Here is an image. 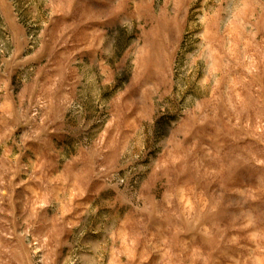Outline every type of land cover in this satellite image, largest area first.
<instances>
[{"label": "rangeland", "instance_id": "374dc122", "mask_svg": "<svg viewBox=\"0 0 264 264\" xmlns=\"http://www.w3.org/2000/svg\"><path fill=\"white\" fill-rule=\"evenodd\" d=\"M0 264H264V0H0Z\"/></svg>", "mask_w": 264, "mask_h": 264}, {"label": "clouds", "instance_id": "9594fccd", "mask_svg": "<svg viewBox=\"0 0 264 264\" xmlns=\"http://www.w3.org/2000/svg\"><path fill=\"white\" fill-rule=\"evenodd\" d=\"M112 81V75L111 73L107 74V78L104 80V84H111ZM94 91L92 93L93 96V101L89 102V107H90V112L94 113L95 112V108L91 107V104H95L96 107H98L101 110V116H103V109H105V107L107 106V97H105L104 99H101V88L102 86L100 85H95L94 81ZM69 87H74V84H70ZM78 107V111L74 110L73 111V119L75 121H77V127L72 129L73 133L77 136L80 137H88L92 134V132H95L98 130L97 129H92V132H90L89 129V124L88 122H86L85 117L89 115V112H86L84 107L81 106H77ZM59 130V129H58ZM140 140H141V146H142V142L144 139L150 137L152 135L151 133V129H149L147 132H145V130L143 128H141L140 130ZM166 131V126L163 125H158L157 129H156V135L157 137L161 136L164 134V132Z\"/></svg>", "mask_w": 264, "mask_h": 264}]
</instances>
